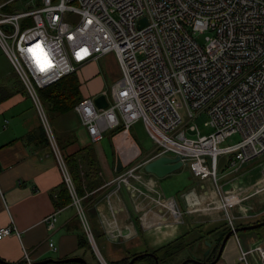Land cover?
Segmentation results:
<instances>
[{"label": "built area", "instance_id": "1", "mask_svg": "<svg viewBox=\"0 0 264 264\" xmlns=\"http://www.w3.org/2000/svg\"><path fill=\"white\" fill-rule=\"evenodd\" d=\"M14 1L0 2V46L34 100L72 204L103 264L109 263L97 247L39 88L113 52L121 75L106 95L108 105L98 107L89 95L73 107L93 141L118 127L129 137L143 119L158 144L156 156L180 155L194 176L215 178L216 186L220 156H229L237 170L264 154V0H26L22 9H12ZM67 11L79 15L75 24ZM205 31L212 34L201 43L196 35ZM203 114L213 128L204 134L190 123ZM235 133L241 139L226 143ZM137 167L109 182L129 181ZM174 200L166 203L180 215ZM58 211L46 217L50 225ZM13 232L19 233L14 223L0 226V238ZM49 245L57 249L53 240ZM249 252L264 264V240L241 247L239 257L247 264ZM15 264L34 261L24 250Z\"/></svg>", "mask_w": 264, "mask_h": 264}, {"label": "crops", "instance_id": "2", "mask_svg": "<svg viewBox=\"0 0 264 264\" xmlns=\"http://www.w3.org/2000/svg\"><path fill=\"white\" fill-rule=\"evenodd\" d=\"M107 54L115 57L113 52ZM96 61L87 63L75 74L83 97L105 90V81L97 72ZM119 77L120 71L112 74V84ZM59 114L63 121L62 152L81 162L95 158L101 166V174L106 177L103 176L104 180L95 190L86 191V194L96 191L86 205L96 231L97 247L108 263L128 264L134 255L148 253L132 264H181L186 258L201 259L202 252L209 248L207 241L212 243L208 254L217 255L222 238L233 226L224 229V217L219 210L188 212L189 198L183 195L190 190L212 199L217 186L211 178L192 175V183L169 187L144 168L148 160L156 157L154 151L143 155L134 139L131 136L125 138L121 131L115 130L117 128L106 131L112 146L111 151L107 150L102 142L105 137L93 141L73 107L59 111ZM75 122L84 126V134L76 130ZM43 129L34 100L19 75L11 81H0V226L14 223L19 231L0 238V258L15 264L22 260L24 250L29 251L34 262L47 257L73 256L84 250L80 255L85 256L88 252L93 260L92 263L88 260L90 264H103L89 238L85 244L80 243V233L84 229L76 207L71 202H61L64 176ZM139 156L140 160L133 164L138 167L129 181L109 182L120 171L117 169L119 157L124 169L133 166L130 162ZM223 156L229 162V156ZM224 175L222 170L223 189ZM246 187L248 190L252 183H247ZM170 197L183 208V216L181 213L174 215L166 203ZM247 204L260 207L264 204V195ZM56 209L59 211L54 225H50L46 217ZM248 212V208L241 211L242 214ZM260 217L234 226L254 223ZM50 240L55 242L56 250L50 247ZM263 240L259 230H240L227 240L220 257L210 264H247L239 257L241 247L248 250ZM56 252L57 256H54ZM247 259L249 264H260L253 252L248 253Z\"/></svg>", "mask_w": 264, "mask_h": 264}, {"label": "rangeland", "instance_id": "3", "mask_svg": "<svg viewBox=\"0 0 264 264\" xmlns=\"http://www.w3.org/2000/svg\"><path fill=\"white\" fill-rule=\"evenodd\" d=\"M2 1L4 0H0V2ZM25 1L26 0H16L12 2L10 6L13 7L12 9H22V7H24ZM66 16H67V20L71 24H75L79 18V15L73 11H67ZM211 34H212L211 31H205L198 33L196 37L199 40V42L205 43L207 41V36ZM107 55H104L103 57H101L99 60L96 61V69H98L97 72L99 73V76L105 81V90L103 93H105L108 97H110L111 89L113 85L111 82L112 81L111 76L112 74H116L118 73V71H120V66L119 63L117 62L116 57H110ZM16 73L17 72L15 71L13 65L11 64L8 56L6 55L4 50L0 47V81L1 82L11 81L12 78L17 75ZM120 75H121V71H120ZM90 96H95V95L91 94ZM42 101L50 125L55 131V135L57 136L60 146H62L63 145V139L61 138L62 137L61 131L63 126L62 123L63 121L61 120L62 116L59 114V111L55 109L53 105L50 104V101H48L46 98H42ZM207 119H208L207 115L203 114L200 116L198 120L190 121V123L196 122L199 126L201 133L204 134L213 130L212 127L207 126V124L205 123ZM75 126L78 132H80L81 134L85 133L84 126L76 122H75ZM187 132L189 135L192 136L197 135V130L188 129ZM108 135H109L108 132H106L104 135L105 138L102 140V142L105 148L111 151L112 150L111 149L112 146L110 144L111 140ZM130 136L140 147L141 151L143 152V155L151 150L154 151L155 154L158 153L159 150L158 144L147 130L143 119L137 120L132 125L130 129ZM240 139H241V135L239 133H235L234 135L230 136L227 139L226 143H234L239 141ZM134 148L137 149L136 146H134ZM134 152H136V150ZM140 158L141 156L135 158L132 162H130L129 165H133L137 163L140 160ZM126 167L129 168L130 166H125L124 169L121 168L122 170L120 169V171L118 172V174L115 175V177L124 174L127 169ZM222 170H224V174H225L224 189L222 188L223 186L221 185V178H220V173ZM192 175L193 174H191L189 166L187 164H183L173 172L163 177H160V180L163 181L165 184H168L169 187H172V185L181 187V185L186 186L192 183L194 179ZM101 176L102 177L104 176V179L106 178L104 174H101ZM249 182L252 183V187H250L248 190H245L247 188L246 187L247 183ZM217 183H218L216 190L217 193L216 192L214 193L215 196L212 197V199L208 198V196L202 195L203 196L202 197L201 194H197L190 190L183 192L185 198L187 199L189 198L188 199L189 201L187 202L188 205L187 211L202 213L210 210H219L220 212H222L224 217V221H225L224 229H227V227L232 225L242 224L243 222L251 221V219L253 218L254 219L257 218L258 220V215L264 217V210H263L264 204H262L260 207H249V204H247L250 201L254 202L256 197L260 195L261 196L264 195V187L263 186L259 187L260 185L264 184V154L257 156L253 158L251 161L243 164L242 166L239 167L238 170H236V167L231 165L227 161L225 156H222L219 164ZM238 183H240V185ZM235 188H237V191H235ZM223 195H224V204H226V206H223V202H222ZM248 196L249 198L250 197L251 198L248 199L247 198ZM244 198H247L248 200L242 201ZM234 199H236L237 201H234ZM247 208L249 212L247 214L246 213L242 214L241 211L244 212V210H246ZM85 209L90 218V214L87 211V205H85ZM180 213L183 216L184 210L181 206H180ZM78 220L80 221L79 216H78ZM253 229L259 230L260 234L264 236V225ZM94 234L97 238L96 231H94ZM83 252L84 250H80L78 254L80 255ZM53 255L57 256V252L54 253ZM85 256L84 257L88 258L87 260H89L90 263L93 262L88 252L85 254Z\"/></svg>", "mask_w": 264, "mask_h": 264}, {"label": "trees", "instance_id": "4", "mask_svg": "<svg viewBox=\"0 0 264 264\" xmlns=\"http://www.w3.org/2000/svg\"><path fill=\"white\" fill-rule=\"evenodd\" d=\"M76 73L67 74L55 83L45 87V88H39V94L42 98H46L48 101H50V104L54 106L55 109L58 111L66 110L71 107H74V105L83 98L79 83L77 80V77L75 75ZM43 102V101H42ZM44 130V129H43ZM115 130H121L120 127H118ZM114 130V131H115ZM113 131V132H114ZM45 133V130H44ZM46 135V133H45ZM47 141L48 137L46 135ZM64 154V153H63ZM64 158L66 161V164L68 166V169L72 175L74 184L76 186V189L83 197V203L86 205V201L91 200L95 196V192L91 194H86V191L88 190H95L104 180L101 176V166L97 162L95 158L87 160V158L81 162L79 159H77L73 155H65ZM63 199L61 202H71L72 203V196L70 194V191L68 189V186L64 180L63 184ZM86 195V196H85ZM95 236V234H94ZM87 234L83 230L80 233V243L85 244L87 239ZM110 264H115L112 262H109ZM42 264H84L82 262L77 261H64V260H58V261H49ZM90 264V263H89Z\"/></svg>", "mask_w": 264, "mask_h": 264}, {"label": "water", "instance_id": "5", "mask_svg": "<svg viewBox=\"0 0 264 264\" xmlns=\"http://www.w3.org/2000/svg\"><path fill=\"white\" fill-rule=\"evenodd\" d=\"M142 22L143 23L146 22L145 17L142 19ZM94 101L98 107H105L108 105V100H107L106 94L103 92L95 95ZM183 164L184 163H183L180 155L162 154V155H158V156L148 160L144 164V168L146 171L153 173V174L157 175L158 177H163V176L173 172L174 170H176L177 168H179ZM122 166H123V163H122L121 158L119 157L117 169L120 170L122 168ZM263 225H264V217H260V220L254 222V223L237 225V226H234L231 229H229L225 233L224 237L222 238V240L220 242V246H219V249L217 251V255H216L215 260L220 257L227 240L234 233H236L240 230L253 229V228L263 226ZM207 243L209 245V248L205 251V255L210 252V247L212 245V243L210 241H207ZM146 254H148V253H140V254L134 255L133 257L130 258L128 264H132L136 259H138L139 257L146 255ZM58 260L77 261V262H82L84 264H89L88 260L84 256H81V255H73V256H68V257H64V258L47 257V258L35 261L34 264H42V263H46L49 261H58ZM213 261H206L203 259L191 257V258L184 259L181 264H187L188 262H195L198 264H210ZM0 262H3L5 264H13V263H8L7 261H5L1 258H0ZM157 264H159V263L157 262Z\"/></svg>", "mask_w": 264, "mask_h": 264}, {"label": "flooded vegetation", "instance_id": "6", "mask_svg": "<svg viewBox=\"0 0 264 264\" xmlns=\"http://www.w3.org/2000/svg\"><path fill=\"white\" fill-rule=\"evenodd\" d=\"M215 257H216V255H211V254H208V253L205 255V251H203L200 258L203 259V260H206V261H212V260L215 259Z\"/></svg>", "mask_w": 264, "mask_h": 264}, {"label": "bare ground", "instance_id": "7", "mask_svg": "<svg viewBox=\"0 0 264 264\" xmlns=\"http://www.w3.org/2000/svg\"><path fill=\"white\" fill-rule=\"evenodd\" d=\"M212 180H213V182H214L215 178H212ZM215 184H216V182H215Z\"/></svg>", "mask_w": 264, "mask_h": 264}]
</instances>
